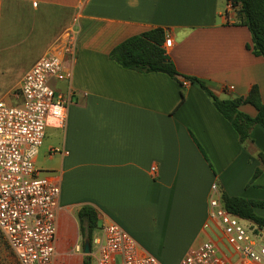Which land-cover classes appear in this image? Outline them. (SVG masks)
Wrapping results in <instances>:
<instances>
[{
  "label": "crops",
  "instance_id": "1",
  "mask_svg": "<svg viewBox=\"0 0 264 264\" xmlns=\"http://www.w3.org/2000/svg\"><path fill=\"white\" fill-rule=\"evenodd\" d=\"M228 8L227 0H0V102L20 105L24 77L46 55L61 57L71 74L51 81L71 102L65 127L47 128L35 161L61 188L52 264L84 263L77 213L85 206L101 223L95 235L116 223L162 264H180L206 242L228 264H255L226 243L210 199L217 186L222 202L264 201V128L242 144L201 88L110 59L127 39L163 28L181 75L222 100L257 86L264 103V59L247 49L251 33ZM240 110L257 116L251 105ZM241 221L264 243L263 229Z\"/></svg>",
  "mask_w": 264,
  "mask_h": 264
},
{
  "label": "built area",
  "instance_id": "2",
  "mask_svg": "<svg viewBox=\"0 0 264 264\" xmlns=\"http://www.w3.org/2000/svg\"><path fill=\"white\" fill-rule=\"evenodd\" d=\"M228 9L233 10L230 5ZM172 42L167 35L164 48ZM70 77L61 57L46 55L24 77L20 105L0 102V234L19 264H52L56 255L61 188L41 177L35 161L47 128H63L67 122L71 96L58 94L51 81ZM212 194L210 217L220 224L226 243L241 258L264 264V243L226 210L217 186ZM218 251L215 243L206 242L180 264H228ZM89 256L93 264H162L116 223L105 224L94 236Z\"/></svg>",
  "mask_w": 264,
  "mask_h": 264
},
{
  "label": "trees",
  "instance_id": "3",
  "mask_svg": "<svg viewBox=\"0 0 264 264\" xmlns=\"http://www.w3.org/2000/svg\"><path fill=\"white\" fill-rule=\"evenodd\" d=\"M227 2L236 12V24L246 27L251 33L252 46L247 45V49L251 50L255 56L264 59V0H227ZM166 37L167 31L163 28H155L131 37L110 53V59L126 70L138 73H163L181 84H183L182 79L201 88L212 100L219 113L231 123L242 144L249 141L253 127L264 128V103L261 101L257 86H254L246 97L231 100L220 99L204 81L196 77L181 75L178 72L164 48ZM244 105L254 107L257 110V116L251 117L243 113L240 108ZM260 174L261 170L258 169L255 178ZM223 204L229 213L264 229V217L255 213L256 209L264 210V201L225 195ZM77 220L84 241L90 240L92 244L95 231L99 230L96 210L90 206L83 207L77 213ZM83 264H93L92 258L87 256Z\"/></svg>",
  "mask_w": 264,
  "mask_h": 264
},
{
  "label": "rangeland",
  "instance_id": "4",
  "mask_svg": "<svg viewBox=\"0 0 264 264\" xmlns=\"http://www.w3.org/2000/svg\"><path fill=\"white\" fill-rule=\"evenodd\" d=\"M41 177H44V175H41ZM243 225L246 226L245 222H243ZM98 226H101V223H100V225L98 224ZM99 229H100V227H99ZM96 232L97 231H95V233ZM79 235H80V245L83 246L84 239H83V237L81 235L80 228H79ZM257 238L260 241L264 242V229L262 230L261 234ZM86 258H87V256L85 255L84 260ZM0 264H19L18 260L16 259L15 255L13 254V252L10 250L9 246L7 245L6 241L1 236V234H0Z\"/></svg>",
  "mask_w": 264,
  "mask_h": 264
},
{
  "label": "water",
  "instance_id": "5",
  "mask_svg": "<svg viewBox=\"0 0 264 264\" xmlns=\"http://www.w3.org/2000/svg\"><path fill=\"white\" fill-rule=\"evenodd\" d=\"M83 254L89 256L91 254V242L90 240H85L83 244Z\"/></svg>",
  "mask_w": 264,
  "mask_h": 264
}]
</instances>
